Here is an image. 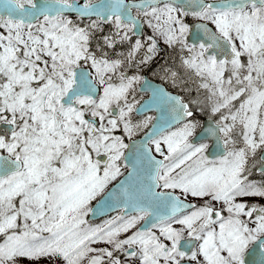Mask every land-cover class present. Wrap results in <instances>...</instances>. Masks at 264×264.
I'll return each instance as SVG.
<instances>
[{
	"label": "snow or ice",
	"instance_id": "obj_1",
	"mask_svg": "<svg viewBox=\"0 0 264 264\" xmlns=\"http://www.w3.org/2000/svg\"><path fill=\"white\" fill-rule=\"evenodd\" d=\"M0 264H264V0H0Z\"/></svg>",
	"mask_w": 264,
	"mask_h": 264
}]
</instances>
